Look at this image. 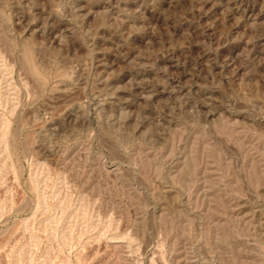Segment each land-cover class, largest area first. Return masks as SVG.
<instances>
[{"label":"rangeland","instance_id":"rangeland-1","mask_svg":"<svg viewBox=\"0 0 264 264\" xmlns=\"http://www.w3.org/2000/svg\"><path fill=\"white\" fill-rule=\"evenodd\" d=\"M0 264H264V0H0Z\"/></svg>","mask_w":264,"mask_h":264},{"label":"bare ground","instance_id":"bare-ground-1","mask_svg":"<svg viewBox=\"0 0 264 264\" xmlns=\"http://www.w3.org/2000/svg\"><path fill=\"white\" fill-rule=\"evenodd\" d=\"M237 8H238V7H237ZM239 8H240V7H239ZM239 8H238V9H239ZM238 11H239V10H238ZM262 38H263V37H262ZM26 58H27V56H26ZM27 60H28V59H27Z\"/></svg>","mask_w":264,"mask_h":264}]
</instances>
